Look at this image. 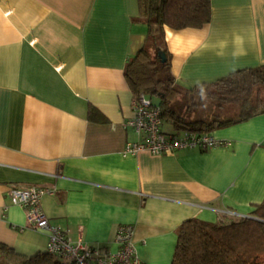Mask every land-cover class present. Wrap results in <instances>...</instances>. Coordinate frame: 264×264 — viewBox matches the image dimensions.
Returning a JSON list of instances; mask_svg holds the SVG:
<instances>
[{
    "label": "crops",
    "instance_id": "crops-1",
    "mask_svg": "<svg viewBox=\"0 0 264 264\" xmlns=\"http://www.w3.org/2000/svg\"><path fill=\"white\" fill-rule=\"evenodd\" d=\"M138 14V0H0V243L19 254L48 237L12 185L51 188L41 209L72 242L114 250L116 226L132 225L142 264L170 263L183 220L245 217L264 200V113L210 132L227 146L123 154L140 138L124 77L147 33ZM164 38L186 89L262 65L264 0H210L206 24Z\"/></svg>",
    "mask_w": 264,
    "mask_h": 264
},
{
    "label": "trees",
    "instance_id": "trees-1",
    "mask_svg": "<svg viewBox=\"0 0 264 264\" xmlns=\"http://www.w3.org/2000/svg\"><path fill=\"white\" fill-rule=\"evenodd\" d=\"M135 18L147 26L143 44L124 67L133 94L155 96L162 121L177 131L211 132L264 113V64L228 73L191 89L174 83L164 27L198 28L210 20V0H138ZM159 51L165 54L161 62ZM89 115L95 113L92 107ZM0 264H72L51 253L26 256L0 243ZM169 264H264V200L247 217L183 220Z\"/></svg>",
    "mask_w": 264,
    "mask_h": 264
},
{
    "label": "built area",
    "instance_id": "built-area-1",
    "mask_svg": "<svg viewBox=\"0 0 264 264\" xmlns=\"http://www.w3.org/2000/svg\"><path fill=\"white\" fill-rule=\"evenodd\" d=\"M131 106L133 115L125 125L140 138L127 142L123 154L135 155L142 151L154 155L171 154L179 149L205 150L230 144L229 140L218 139L209 132H163L160 109L143 92L132 97ZM48 192L52 189L34 185H12L7 192L10 203L24 210L26 225L47 232V252L72 264H142L136 254L133 226L130 224L116 226L112 240L114 250L88 246L81 241L72 242L61 228L49 222L41 209V196Z\"/></svg>",
    "mask_w": 264,
    "mask_h": 264
},
{
    "label": "water",
    "instance_id": "water-1",
    "mask_svg": "<svg viewBox=\"0 0 264 264\" xmlns=\"http://www.w3.org/2000/svg\"><path fill=\"white\" fill-rule=\"evenodd\" d=\"M158 55L160 56V60H161V62H164L165 61V54H164V52L163 51H159L158 52ZM248 217V216H247Z\"/></svg>",
    "mask_w": 264,
    "mask_h": 264
},
{
    "label": "rangeland",
    "instance_id": "rangeland-1",
    "mask_svg": "<svg viewBox=\"0 0 264 264\" xmlns=\"http://www.w3.org/2000/svg\"><path fill=\"white\" fill-rule=\"evenodd\" d=\"M152 99H153V101H154L155 103L157 102V98H156L155 96H153V98H152ZM164 124H167V123H166V122H164ZM164 124H163V125H164Z\"/></svg>",
    "mask_w": 264,
    "mask_h": 264
}]
</instances>
